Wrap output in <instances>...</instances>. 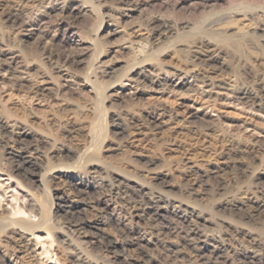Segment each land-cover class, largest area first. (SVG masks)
Returning <instances> with one entry per match:
<instances>
[{"label":"rangeland","instance_id":"1","mask_svg":"<svg viewBox=\"0 0 264 264\" xmlns=\"http://www.w3.org/2000/svg\"><path fill=\"white\" fill-rule=\"evenodd\" d=\"M0 186V264H264V0H0Z\"/></svg>","mask_w":264,"mask_h":264},{"label":"bare ground","instance_id":"2","mask_svg":"<svg viewBox=\"0 0 264 264\" xmlns=\"http://www.w3.org/2000/svg\"><path fill=\"white\" fill-rule=\"evenodd\" d=\"M15 11H16V14H14V16L17 17L18 13L20 12V8H17ZM247 98H249V97H247ZM12 155H13V158H14L15 163H16L15 164V169L18 172H25L27 175L28 174H34V171H33L32 167H31L32 166V162H31V160L27 156L15 155V154H12ZM2 188H3V186H0V190H2ZM108 188H110V191L109 192L112 195L115 194L119 198H122L123 194H127L126 188H121L120 185H119V187H117V186H114L112 184H108ZM140 198H141L140 201H133L132 198H129L128 199V196H127V200L125 199V201L131 206L132 212H137L139 210H142L143 213L148 214V216L150 217L149 218L150 221H153V222H165L166 221V219H164V216L162 214V210L164 209V207L160 206V203H159L160 201L158 202V201H155V200H150V199L146 198L145 196H141ZM260 207H262V206L260 205ZM66 208H67L66 209V213L68 214L67 215L68 217H67V220L66 221L68 222V224L71 225V228H72L71 230L74 229V231L76 232L79 229H81L83 227V225H84L83 220H82V218L80 216V208L75 207V206H70V205H67ZM66 213H65V215H66ZM176 228H177V230L179 232L183 233V235L185 234L184 235L185 236L184 238L188 242L189 245H192L193 243H195L196 240H198L196 238V235L199 233L198 231H199L200 226H199V223L194 222V220L191 221V223L188 224V228H186V229L183 228V227H179V228L176 227ZM194 250L197 251V248L195 247ZM197 254H198L197 256L199 258H201V259H205L206 258L204 256H201L199 254V252H197ZM256 257H257V255L251 256V258L253 260H255ZM220 261L221 262H225V255H223L221 249L216 248L212 252V256L209 257V259H207L206 264H209V263H211V264H217Z\"/></svg>","mask_w":264,"mask_h":264}]
</instances>
